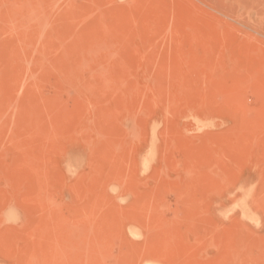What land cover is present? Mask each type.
I'll return each mask as SVG.
<instances>
[{
    "label": "rangeland",
    "instance_id": "374dc122",
    "mask_svg": "<svg viewBox=\"0 0 264 264\" xmlns=\"http://www.w3.org/2000/svg\"><path fill=\"white\" fill-rule=\"evenodd\" d=\"M0 264H264V0H0Z\"/></svg>",
    "mask_w": 264,
    "mask_h": 264
}]
</instances>
